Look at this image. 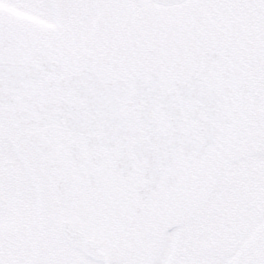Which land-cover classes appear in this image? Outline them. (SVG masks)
Wrapping results in <instances>:
<instances>
[{
	"label": "snow or ice",
	"instance_id": "1",
	"mask_svg": "<svg viewBox=\"0 0 264 264\" xmlns=\"http://www.w3.org/2000/svg\"><path fill=\"white\" fill-rule=\"evenodd\" d=\"M0 264H264V0H0Z\"/></svg>",
	"mask_w": 264,
	"mask_h": 264
}]
</instances>
